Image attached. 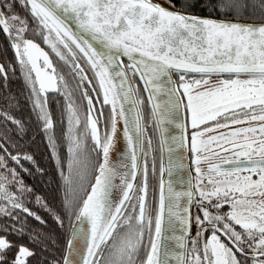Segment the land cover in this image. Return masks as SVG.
<instances>
[{
    "label": "snow or ice",
    "instance_id": "snow-or-ice-1",
    "mask_svg": "<svg viewBox=\"0 0 264 264\" xmlns=\"http://www.w3.org/2000/svg\"><path fill=\"white\" fill-rule=\"evenodd\" d=\"M165 2L167 8L152 0H0V32L5 35L23 73L32 110L42 124L66 190L62 200L64 213H53V219L59 229H65L67 218L71 237L66 240V253L47 264H170V257L175 258L176 264H185L184 255L176 253L168 244L163 245L165 250L161 253L165 214L169 226L174 228L178 222L181 229V235L169 239L185 252L186 241L191 244L193 264H248V261L264 264V23L244 24L235 19L200 17L188 11L196 7L191 0H182V10L178 11L170 10L176 7L173 0ZM17 5L31 15L33 24H29L27 17H21L16 11ZM201 7L235 16L248 4L244 0H215V3L205 0ZM259 7L264 11V0H260ZM67 15L76 20L80 32L69 28ZM29 34L47 45L69 69L70 77L76 81V90L87 101L83 124L64 76L56 75L48 52L35 39L26 38ZM90 41L98 42L101 47H94ZM173 73L178 75V83L173 82ZM225 74L235 78L212 82L213 75ZM193 75L200 78L190 79ZM0 76L8 78L3 64H0ZM241 76L249 78L241 79ZM137 78L148 92L150 115L157 128L166 122L175 123L181 96H184L193 129L190 151L192 163L196 165L195 188L189 180V191L173 193L169 181L166 204L161 179L154 221L148 202V152L143 139L147 125H142L141 106L145 101L137 98ZM61 88L67 101V174L54 135L52 113L47 107V93H59ZM161 93L167 99L157 102ZM126 104L131 107L126 108ZM103 105L110 106L107 117ZM0 116L16 125L18 134L24 131L22 121L3 111ZM117 117L123 122L124 144L118 156H130L131 161L130 166L120 165L129 167V171L121 176L118 200L114 180L120 171L116 163L109 162L110 151L117 143ZM102 120L105 122L103 136L99 127ZM254 121L260 123L232 127ZM177 127L184 129L185 125L180 123ZM221 128L229 131L207 135ZM86 139L91 140V149L85 144ZM183 139L181 136V146ZM147 145L151 149L150 137ZM0 150V169L8 173L0 172V200L11 205L10 208L0 205V217L15 221L14 212L20 210L45 224L40 215L24 205L23 194L30 193L31 189L24 186L16 168L9 167V162H13L28 172L21 160L35 163L33 157L12 155L4 143H0ZM97 150L102 160L91 158V153ZM228 152L233 153V158L220 164L211 163L221 153ZM138 155L144 157V165L134 198L133 181L140 169ZM242 157L246 158V165ZM201 163L208 164L207 176ZM89 166L95 173L94 183L84 189V196H78L73 188V174L83 188ZM37 171L43 174L38 167ZM152 171L155 174L154 159ZM164 172L161 165V176ZM167 172L172 175L171 161ZM254 175L258 179H253ZM16 185L20 196L9 191L8 186ZM181 196L186 197L184 204L180 203ZM36 203L52 212L42 198L37 197ZM226 206L228 211H224ZM207 232L211 235L206 237ZM0 233H3L0 264H27V259L36 255L24 244L10 240V235H27L30 243L43 244L42 251H49V243L56 247L54 234L34 232L27 228L25 221H20V227L15 223L0 225ZM146 239L149 247L146 258L142 259Z\"/></svg>",
    "mask_w": 264,
    "mask_h": 264
},
{
    "label": "trees",
    "instance_id": "trees-1",
    "mask_svg": "<svg viewBox=\"0 0 264 264\" xmlns=\"http://www.w3.org/2000/svg\"><path fill=\"white\" fill-rule=\"evenodd\" d=\"M173 2L176 4V9L182 10L180 7L182 0H173ZM191 2L196 3V7L194 9H188V11L192 13L238 20L264 21V11H261L259 7L260 0H244V2L248 4V7L242 9L239 14L235 16L221 15L219 12L212 11L211 8H202L201 5L205 3V0H191ZM213 3H215V0H213ZM16 11L21 15L22 18L27 17L30 25L34 23L31 15L19 5H17ZM26 38H33L36 41L43 43L40 39L34 38L30 34ZM47 48L50 50L53 64L56 67L57 76H64L65 82L68 85V91L73 93L71 99L76 102L80 119L83 124L87 111V101L80 97L79 91L76 90V81L70 77L69 69L64 65V62L60 61L48 46ZM81 63L84 64V67L86 70H88V65L83 59H81ZM0 64H3L6 71L8 72L7 80L0 76V111H3L15 119L22 121L24 125V131L18 134L17 126L12 124L10 121H7L3 116H0V143H4L5 147L8 149V152L12 155L20 153L28 154L33 157L35 163L21 160L23 167L29 169L28 172L22 171L21 168L13 162H9V167L16 168V171L19 173V178L22 179L24 186L31 189L30 193L23 194L24 205L32 212L40 215L46 222L42 225L33 217L27 216L20 210H15L14 215L17 216V220L14 221L8 217H0V225H10L15 223L17 227H20V221H25L27 228L33 230L34 232H40L42 234H54V238L56 239V247L53 248L49 243V251H42L43 244L30 243L27 235L22 237L10 235L8 237L12 241L24 244L25 246L29 247L30 250L36 253L35 256L29 257L27 259V264H47L48 261H51L54 258H59L65 254L66 240L69 238L71 232V229L68 228L67 218H65V229H59L53 219V213L61 215L64 213L62 200L66 195V190L63 180L58 173L57 165L51 156L47 137L42 131V124L37 121L36 114L32 110V103L29 99L30 91L26 86L23 73L20 69V66L16 62L13 50L8 46L5 35L2 32H0ZM89 76H91L90 70ZM197 77L199 76H191L189 78L196 79ZM177 79L179 80L178 75ZM135 83L139 85V99L143 98L145 101V103L142 105V110L144 124L147 125V131L145 133V151L148 152V202L150 208L152 209V218L154 221L155 213L158 207V186L161 168L160 147L155 121L153 118H151V108L148 103L144 88L138 78L135 80ZM63 92V88H61L59 93L55 91H49L47 93V107L52 113V118L54 121V135L57 139L60 156L63 160H65V174H67L66 157L68 154L67 140L65 138V133L68 128L66 111L67 101L65 96L62 94ZM97 106L100 107V105ZM103 111L104 116L107 117L110 112V106L103 105ZM188 125L190 126V123ZM99 126L101 136H103V131H105V122L102 120ZM80 131L83 132L84 129L81 127ZM149 137L151 139V149H149L147 145V140ZM85 144L89 149H91L92 142L90 139H86ZM12 145H15V147ZM98 151L99 150L91 153L92 159H101L102 156L98 157L97 155ZM0 152H2V150H0ZM191 155L193 154L191 153ZM153 159L155 160V174H153L152 171ZM37 167L43 170V174L37 171ZM1 170L5 175H8L6 170ZM94 175L95 173L93 169L91 166H89L87 169L86 178L83 181L82 188L81 182L76 179L75 174H73V179L75 181L73 188L78 196H84V189H87V186L92 182ZM9 179H11V176H9ZM141 179L142 175L140 174L137 184L135 185L132 192L134 198L137 195L135 188L140 185ZM8 187L9 191L14 192L17 196L21 195L19 192V185ZM37 197L42 198V201L47 204L48 208H50L52 212L45 210V208L37 204ZM0 205H5L9 208L11 207L7 201L3 200H0ZM74 222L75 219L73 218L72 223L74 224ZM0 235H3V233H0ZM145 245L146 247L141 254L142 259L146 258L147 255L149 247L147 239L145 240Z\"/></svg>",
    "mask_w": 264,
    "mask_h": 264
},
{
    "label": "water",
    "instance_id": "water-1",
    "mask_svg": "<svg viewBox=\"0 0 264 264\" xmlns=\"http://www.w3.org/2000/svg\"><path fill=\"white\" fill-rule=\"evenodd\" d=\"M152 3L154 4H161L164 7H168V5L163 4L161 2H158L157 0H152ZM172 11H178L179 9L176 8H172L170 9ZM193 15H197L200 17H209L212 19H216V20H231L232 18H222V17H217V16H212V15H205V14H198V13H192ZM238 22L244 23V24H262L264 23V21H249V20H238L235 19ZM66 23L68 24L69 28L73 31V32H80L79 26L76 22V20L74 18H72L70 15L66 16ZM86 38L87 35H86ZM93 43L94 47L100 48L101 45L98 42L95 41H90ZM124 62L125 64L128 63L127 59L124 58ZM193 76H199V75H193ZM213 76H217V75H213ZM221 76H229L228 74L225 75H221ZM172 80L174 83H178L177 80V74L173 73L172 74ZM143 88V82L140 81ZM170 87V85H169ZM146 97H148V92L145 91ZM137 98L139 99V96H137ZM162 99H167L166 95L161 93L160 96L157 98V102L161 101ZM185 99L184 96H181V104H180V108L176 113V120L174 124H169V123H164L160 128H157L156 124V130H157V135H158V140H159V147H160V156H161V165H163V167L165 168V172L163 173V176H161L160 173V178H159V188H158V205H159V199H160V195H161V189H160V181L161 179H163L164 181V195L166 197V201L165 203L167 204V196H168V191H167V185L169 183V181H171L172 183V190L173 193H183V192H187L189 191V180H191V184L193 189L195 188V179H194V172L192 169V164H191V152H190V136H189V128H188V117H187V109L185 108ZM150 105V104H149ZM126 108H130L131 105L130 104H126L125 105ZM151 108V105H150ZM141 110H142V106H141ZM143 113V110H142ZM133 113H129V115H132ZM183 123L185 125L184 129H181L179 127H177L178 124ZM142 125H144V120L142 121ZM100 127V126H99ZM122 129H123V122L122 120H120L119 117H117V131L115 134V139H116V146L113 147V149L110 151V155H109V162L110 163H116L118 170L120 171V175H118L115 180L114 183L117 185V188L115 190V197L118 200L119 196L121 195L120 193V179L121 176L125 173L129 171V167H120L121 164L123 165H129L130 166V156H123V157H119L118 153L120 151L123 150L124 148V144H123V137H122ZM166 129V130H165ZM181 136L184 137L182 145L181 146V141L180 138ZM175 137L176 140L174 141L172 138ZM143 139L145 140V135L143 137ZM163 141V143H162ZM144 149H145V144H144ZM171 149V151H170ZM102 160V157H101ZM245 161V165H246V159H241ZM171 161V166H172V175L169 176L167 169L169 167ZM218 162L216 164H220L222 163ZM138 163L140 164V169L137 171V176L135 181H133L134 183V187L137 184V181L139 179L140 174L143 171V165H144V157L142 155H138ZM180 165H183L182 167ZM242 165V166H245ZM225 167H227V165H225ZM142 180V179H141ZM91 183H94V178L92 180ZM90 190V189H88ZM148 198H149V189H148ZM180 203L184 204L186 197L181 196L179 198ZM158 208V207H157ZM76 223V221L74 222V224ZM194 227L192 229V233H193ZM179 236L181 235V229L179 227V224L177 222V224L175 225V227H171L169 226L168 223V216L167 214H165L164 219H163V223H162V240H161V253L163 254L164 252V244H168L170 247L174 248L176 253H182L185 257V264H187L188 261V248H189V243L186 241L187 244V251L185 252L184 249H181L179 247V245H177L175 243L174 240H170L169 237L172 236ZM71 237V232L69 235V238ZM83 243V241H81V244ZM66 253V250H65ZM170 264H176V260L174 257H170Z\"/></svg>",
    "mask_w": 264,
    "mask_h": 264
},
{
    "label": "flooded vegetation",
    "instance_id": "flooded-vegetation-1",
    "mask_svg": "<svg viewBox=\"0 0 264 264\" xmlns=\"http://www.w3.org/2000/svg\"><path fill=\"white\" fill-rule=\"evenodd\" d=\"M257 113L259 114V109H257ZM222 123L224 122V121H221ZM211 123L212 122H209V125H211ZM260 122L259 121H254V126H256V125H258ZM190 126H191V124H190ZM189 126V127H190ZM193 131V129L190 127V142H191V132ZM228 130L226 129V128H221V129H219V130H217L216 132H209L207 135H216V134H218V132H227ZM206 138V137H205ZM240 142H243L242 140L240 141ZM227 146V145H226ZM216 151H220V149L219 148H216L215 149ZM210 153H203V155H209ZM191 157H192V161H193V155H191ZM231 158H233V153H231V152H228V153H221V155L219 156V157H216L215 159H213L212 161H211V163H214V164H216V163H218V162H221V161H223V160H225V159H231ZM254 158H256V157H254ZM240 159H246V158H240ZM195 167H196V165L195 164H193L192 165V168H193V172H194V179H195V185H196V180H197V177H196V172H195ZM200 167L202 168V169H204L205 170V175L207 176L208 175V173H207V167H208V164L207 163H201L200 164ZM244 175H247L248 173L247 172H244L243 173ZM212 175H214V174H212ZM253 179H258V177L257 176H253ZM229 209H228V207L226 206L225 208H224V211H228ZM192 235L193 236H195V228H194V230H193V233H192ZM211 235V233L210 232H207V233H205V236L207 237V236H210ZM202 243H203V241H201V245H202ZM194 255V253L192 252V246H191V244L189 243V249H188V262H187V264H193V262H192V260L190 259L192 256ZM248 264H251V261H248Z\"/></svg>",
    "mask_w": 264,
    "mask_h": 264
},
{
    "label": "rangeland",
    "instance_id": "rangeland-1",
    "mask_svg": "<svg viewBox=\"0 0 264 264\" xmlns=\"http://www.w3.org/2000/svg\"><path fill=\"white\" fill-rule=\"evenodd\" d=\"M157 1L167 5V3L165 2V0H157ZM35 42H36V43H39L40 46H41V48H43L44 51L48 52L49 57H50V59L52 60V58H51V54H50V50L47 48V46H46L45 44H43V43H40V42L36 41V40H35ZM52 62H53V61H52ZM53 65H54V64H53ZM56 75H57V73H56ZM199 78H200V76L197 77L196 79H199ZM229 78H235V77L212 76V77H211V80H212L213 83H215V82L218 81V80H221V79H229ZM240 78H241V79H248L249 77H247V76H241ZM57 86L59 87V85H57ZM184 98H185V103H187V98H186V97H184ZM187 111H188V110H187ZM188 121H189V123L191 124V113H190L189 111H188ZM249 126H254V122H251V124H247V123H245V124H238V125H234V126H232V127L235 128V127H249ZM227 130L229 131V129H227ZM103 133H104V131H103ZM0 172H3V171L0 169Z\"/></svg>",
    "mask_w": 264,
    "mask_h": 264
}]
</instances>
